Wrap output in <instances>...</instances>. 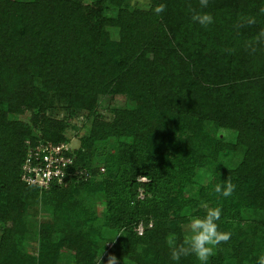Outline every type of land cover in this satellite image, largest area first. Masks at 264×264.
Returning <instances> with one entry per match:
<instances>
[{
  "label": "trees",
  "instance_id": "1",
  "mask_svg": "<svg viewBox=\"0 0 264 264\" xmlns=\"http://www.w3.org/2000/svg\"><path fill=\"white\" fill-rule=\"evenodd\" d=\"M124 3L0 0V264H56L62 246L74 264H177L171 252L185 242L182 227L206 215L204 204L222 208L219 230L231 233L207 264H257L264 255V0H209L206 8L200 0H149L147 9ZM160 4L165 10L156 14ZM111 6L114 16L106 13ZM196 13L213 22H194ZM53 95L91 121L64 151L72 157L65 180L40 188L21 179L28 149L70 143L67 119L47 115ZM101 97L110 119L98 112ZM25 111L28 123L13 118ZM219 127L234 130L235 141L217 138ZM204 167L211 176L189 197L185 185ZM227 178L236 188L223 197L214 185ZM98 199L102 225L122 230L110 248L92 238ZM39 203L52 206V217L40 223L32 255L21 238ZM178 264L200 262L189 254Z\"/></svg>",
  "mask_w": 264,
  "mask_h": 264
},
{
  "label": "rangeland",
  "instance_id": "2",
  "mask_svg": "<svg viewBox=\"0 0 264 264\" xmlns=\"http://www.w3.org/2000/svg\"><path fill=\"white\" fill-rule=\"evenodd\" d=\"M86 3H91L93 0H84ZM125 6H127L129 9L133 8H139V9H147L149 6V0H125L124 3ZM116 6H111L109 10L106 11V13L109 15L110 13L113 14V16L116 14ZM109 30V33L111 35L112 39L118 38V31L115 28L107 27ZM106 97H101L99 101L97 102L98 105V112L99 114L106 118L110 119L112 117V113L107 109L106 107ZM47 115L52 116L55 119L65 118L67 119V128L65 131V135L68 137L70 147H76L79 143V136L86 133L89 126L91 117L85 118L84 114L82 113H73L69 112L67 108V101L63 98H58L56 95L51 96V105L50 108L47 110ZM13 118L24 120L25 122H29L30 120V112L25 111L22 114H17ZM216 137L221 138L225 141H235L236 139V133L234 130H228L223 127L217 128L215 131ZM26 145H29L28 140L26 141ZM241 158V153H236L233 157H231L230 162L238 161ZM229 158L225 156H220L218 158V161L220 163L226 164L228 162ZM210 167L211 164H210ZM204 168H199L193 177V181L195 184H186L185 186V194L190 196H194V190L197 188L194 186L199 185H205L207 183V180L210 178L211 173L210 170L207 171ZM209 169V168H208ZM141 180H146L145 178H139ZM142 194H140V197ZM207 206V207H206ZM95 210L97 211L99 220L96 221L94 224V228L98 229V235H93L92 238L94 239H104L105 244L108 248L112 247L114 241L117 239L118 235L122 232L121 229H111L107 226L102 225V212L104 210V204L102 200L98 199L95 202ZM204 209L210 208L209 205L204 204ZM264 219V213L261 214ZM52 217V206L51 205H44L42 203H39L35 207H30L28 210V213L26 215V221L25 226L26 230L23 233V236L21 238V248L25 253L35 255L38 250L39 240H38V227L42 221H45L46 219H50ZM241 225L245 228H248L249 224L248 222H245L244 220L241 222ZM2 224L0 223V233H1ZM183 237L185 241L190 237L191 232L189 228V223L184 224L182 227ZM58 239V234L52 235V241H56ZM102 241V242H104ZM168 243L169 239L167 238ZM175 241H173L174 243ZM100 253H104V250L100 248ZM58 258L56 261V264H74L73 258L71 256V251L62 246L58 249ZM112 258H108L105 260L104 264H110ZM122 264H133L132 262H129L127 259H123ZM198 262H200L198 260ZM115 264H119L118 260L115 259Z\"/></svg>",
  "mask_w": 264,
  "mask_h": 264
},
{
  "label": "clouds",
  "instance_id": "3",
  "mask_svg": "<svg viewBox=\"0 0 264 264\" xmlns=\"http://www.w3.org/2000/svg\"><path fill=\"white\" fill-rule=\"evenodd\" d=\"M208 3L209 0H200L202 8H206ZM153 10L156 14H160L165 10V5L160 4ZM192 20L202 26H207L213 22V16L209 13H196L192 16ZM235 188L236 185L228 178L223 183H216L214 185V191L223 197H230ZM221 216L222 208L216 206L208 208L206 215L203 217H190L188 223L191 235L184 244L173 248L171 260L178 264L181 256L194 254L200 261V264H207L210 256L214 253V246L219 245L221 241L229 240L231 236V233L219 230L217 222L220 221ZM110 264H115V259H112ZM257 264H264V255L258 257Z\"/></svg>",
  "mask_w": 264,
  "mask_h": 264
},
{
  "label": "built area",
  "instance_id": "4",
  "mask_svg": "<svg viewBox=\"0 0 264 264\" xmlns=\"http://www.w3.org/2000/svg\"><path fill=\"white\" fill-rule=\"evenodd\" d=\"M71 149L69 144L50 143L29 148L21 165V179L40 188H47L54 181L63 182L69 174L64 168L72 161V157L65 156L64 151ZM141 229V225H138L139 233Z\"/></svg>",
  "mask_w": 264,
  "mask_h": 264
}]
</instances>
